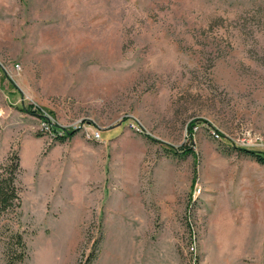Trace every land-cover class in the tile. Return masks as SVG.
I'll return each instance as SVG.
<instances>
[{"label": "rangeland", "instance_id": "1", "mask_svg": "<svg viewBox=\"0 0 264 264\" xmlns=\"http://www.w3.org/2000/svg\"><path fill=\"white\" fill-rule=\"evenodd\" d=\"M238 147L264 152V0H0L22 264H264V163Z\"/></svg>", "mask_w": 264, "mask_h": 264}, {"label": "trees", "instance_id": "2", "mask_svg": "<svg viewBox=\"0 0 264 264\" xmlns=\"http://www.w3.org/2000/svg\"><path fill=\"white\" fill-rule=\"evenodd\" d=\"M44 121L52 133L58 138L63 139L67 135L74 133V129H63L51 123L45 116ZM193 128V126H192ZM191 132V130H190ZM245 154L253 157L260 163H264V152L258 149L248 147H238ZM184 154L191 153L192 148L182 149ZM20 169L19 156L12 153L6 161L0 166V216L4 213L12 212L19 214L21 198L16 185L17 172ZM0 250L7 264H22L28 258V247L23 233L13 229L9 224H0ZM95 253L90 252L82 264H91Z\"/></svg>", "mask_w": 264, "mask_h": 264}, {"label": "built area", "instance_id": "3", "mask_svg": "<svg viewBox=\"0 0 264 264\" xmlns=\"http://www.w3.org/2000/svg\"><path fill=\"white\" fill-rule=\"evenodd\" d=\"M95 135H96V136H98L99 134H98V133H96Z\"/></svg>", "mask_w": 264, "mask_h": 264}, {"label": "bare ground", "instance_id": "4", "mask_svg": "<svg viewBox=\"0 0 264 264\" xmlns=\"http://www.w3.org/2000/svg\"><path fill=\"white\" fill-rule=\"evenodd\" d=\"M241 227H243V225H242ZM120 253H121V252H120Z\"/></svg>", "mask_w": 264, "mask_h": 264}]
</instances>
